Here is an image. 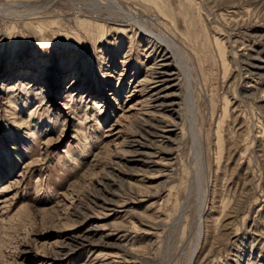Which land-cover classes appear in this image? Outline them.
I'll list each match as a JSON object with an SVG mask.
<instances>
[{"label": "rangeland", "instance_id": "374dc122", "mask_svg": "<svg viewBox=\"0 0 264 264\" xmlns=\"http://www.w3.org/2000/svg\"><path fill=\"white\" fill-rule=\"evenodd\" d=\"M0 264H264V0H0Z\"/></svg>", "mask_w": 264, "mask_h": 264}, {"label": "bare ground", "instance_id": "6f19581e", "mask_svg": "<svg viewBox=\"0 0 264 264\" xmlns=\"http://www.w3.org/2000/svg\"><path fill=\"white\" fill-rule=\"evenodd\" d=\"M127 17H129V16H127ZM219 48H220V46H219ZM222 49H223V47H222ZM160 64H155V65H160ZM160 66H162V64ZM150 67H153V65L150 66ZM150 70L152 71V72H150L151 74L150 75H145V78L138 82V88H139L140 93L143 92L144 95H146L145 93H147L146 96L150 97V98H144L145 96H143L142 93H141V95H139L144 100L142 102V104H144L146 102L148 108L151 109L150 112L143 113V116L147 120L155 119V120H157V121H159L161 123H164V122H166V120L162 116L163 113L159 109L163 108L162 106H163L164 103L168 104V108H170L172 106V105L170 106L171 103H168V102L171 101V98L173 97V90H175L176 85L170 84V82L168 81L169 78H173L172 76L167 75V74L166 75H162L161 71H159L160 72L159 74L158 73L153 74L154 71H155L154 68L153 69L150 68ZM150 101H153V105H150ZM139 103H141V102H139ZM86 120H87V118H86ZM163 129L164 130L159 132L160 135H158V136H161L163 138L166 137V139L169 140V138L167 137L170 134V130H168V126L166 125V127H164Z\"/></svg>", "mask_w": 264, "mask_h": 264}]
</instances>
